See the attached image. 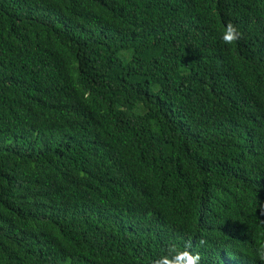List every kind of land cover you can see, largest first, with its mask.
I'll list each match as a JSON object with an SVG mask.
<instances>
[{
  "label": "trees",
  "instance_id": "16d2710c",
  "mask_svg": "<svg viewBox=\"0 0 264 264\" xmlns=\"http://www.w3.org/2000/svg\"><path fill=\"white\" fill-rule=\"evenodd\" d=\"M261 207L264 0H0V264H264Z\"/></svg>",
  "mask_w": 264,
  "mask_h": 264
},
{
  "label": "clouds",
  "instance_id": "9594fccd",
  "mask_svg": "<svg viewBox=\"0 0 264 264\" xmlns=\"http://www.w3.org/2000/svg\"><path fill=\"white\" fill-rule=\"evenodd\" d=\"M242 38L243 33L240 28L231 22H228L222 30L221 39L225 45L234 47ZM257 213L264 216V207L257 209ZM198 243L200 246H203L206 241L201 239ZM191 247L192 245L189 243L185 246L184 250H178L173 245L167 249L164 255L153 260L152 264H202L201 255L198 252L193 253ZM256 255L261 261H264V243L259 245Z\"/></svg>",
  "mask_w": 264,
  "mask_h": 264
}]
</instances>
